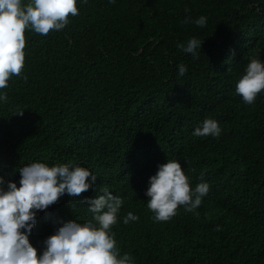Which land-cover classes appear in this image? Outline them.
I'll use <instances>...</instances> for the list:
<instances>
[{
  "label": "trees",
  "instance_id": "obj_1",
  "mask_svg": "<svg viewBox=\"0 0 264 264\" xmlns=\"http://www.w3.org/2000/svg\"><path fill=\"white\" fill-rule=\"evenodd\" d=\"M77 8L59 31H24L21 75L2 89L0 174L18 182V168L36 160L91 170L96 180L80 195L107 187L123 199L111 231L135 264H264V92L247 104L235 91L249 55L264 59V0H77ZM200 15L203 27L182 23ZM190 37L202 40L196 56L177 47ZM206 117L218 137L193 135ZM166 158L179 160L190 187L209 184L198 215L178 206L167 221L153 218L144 193ZM129 211L138 219L125 224ZM91 215L64 194L38 211L30 242L39 255L61 222Z\"/></svg>",
  "mask_w": 264,
  "mask_h": 264
},
{
  "label": "clouds",
  "instance_id": "obj_2",
  "mask_svg": "<svg viewBox=\"0 0 264 264\" xmlns=\"http://www.w3.org/2000/svg\"><path fill=\"white\" fill-rule=\"evenodd\" d=\"M114 2L109 0V3ZM78 11L77 0H0V104L8 102L7 93L2 89L7 87L11 76L21 75L24 67L25 29L42 35L51 30L59 31L69 23V16L78 15ZM187 22L203 27L207 19L203 15L195 19L185 17L182 23ZM201 44L202 40L190 37L186 42H178L177 47L196 56ZM259 53L249 55L236 80L235 91L247 104L264 92V59ZM186 71V65H178L180 76ZM22 113L23 110L15 112ZM220 132L218 122L206 117L194 128L193 135L218 137ZM18 172V182L6 180L0 174V264H135L130 253L120 252L111 231L117 223L123 199L107 187L93 197L80 195L96 180L91 170L77 163L48 165L36 160L19 167ZM208 190L209 184L203 179L190 187L179 160L166 158L148 177L144 194L153 218L167 221L176 214L178 206L198 215L195 209ZM64 194L79 198L80 203L86 202L91 218L83 222L76 219L61 222L44 238L38 255L29 239L37 213ZM137 219L138 216L129 211L123 223Z\"/></svg>",
  "mask_w": 264,
  "mask_h": 264
}]
</instances>
